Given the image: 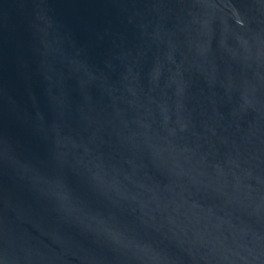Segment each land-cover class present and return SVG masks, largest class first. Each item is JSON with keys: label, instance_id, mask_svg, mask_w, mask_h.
I'll list each match as a JSON object with an SVG mask.
<instances>
[{"label": "water", "instance_id": "water-1", "mask_svg": "<svg viewBox=\"0 0 264 264\" xmlns=\"http://www.w3.org/2000/svg\"><path fill=\"white\" fill-rule=\"evenodd\" d=\"M0 264H264V0H0Z\"/></svg>", "mask_w": 264, "mask_h": 264}]
</instances>
